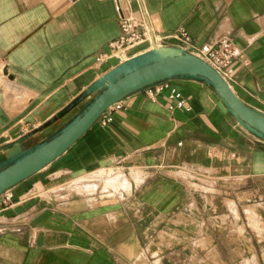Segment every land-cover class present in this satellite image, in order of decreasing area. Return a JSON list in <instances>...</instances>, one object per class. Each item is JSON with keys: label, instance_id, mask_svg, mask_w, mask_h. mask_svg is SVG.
I'll return each mask as SVG.
<instances>
[{"label": "crops", "instance_id": "crops-1", "mask_svg": "<svg viewBox=\"0 0 264 264\" xmlns=\"http://www.w3.org/2000/svg\"><path fill=\"white\" fill-rule=\"evenodd\" d=\"M121 15L160 36L184 27L191 53L228 36L236 52L229 86L264 114V0H0V168L77 116L103 88L92 84L150 55L144 41L96 62ZM164 82L155 96L150 85L124 97L107 124L98 118L6 190L8 201L0 195V264H184L222 256L224 241L239 255L222 217L238 212L245 225L243 207L261 204L264 225V139L205 81ZM172 88L189 110L169 108Z\"/></svg>", "mask_w": 264, "mask_h": 264}, {"label": "water", "instance_id": "water-1", "mask_svg": "<svg viewBox=\"0 0 264 264\" xmlns=\"http://www.w3.org/2000/svg\"><path fill=\"white\" fill-rule=\"evenodd\" d=\"M151 48L150 55L119 75L110 74L92 84L89 90L101 84L103 88L77 116L56 134L1 167L0 195L65 152L97 121L108 106L135 91L175 77L205 81L215 90L226 109L238 122L255 136L264 139V114L242 102L229 84L207 62L178 47H162L160 50L152 42ZM51 121L53 120H49L44 126Z\"/></svg>", "mask_w": 264, "mask_h": 264}, {"label": "built area", "instance_id": "built-area-1", "mask_svg": "<svg viewBox=\"0 0 264 264\" xmlns=\"http://www.w3.org/2000/svg\"><path fill=\"white\" fill-rule=\"evenodd\" d=\"M119 34L116 38L108 43V52L100 53L96 56V62H102L117 53L123 52L125 49L135 46L141 42H154L156 46L161 47V42L166 41L174 43L176 47L185 50L186 45L191 42V37L182 26H177L168 36H160L153 31L151 26L140 28L136 23L123 15L119 17ZM195 55L202 58L211 67H213L222 78L229 84L234 79V70L232 61L236 57L234 44L232 40L225 35L218 37L213 42H206L195 48ZM147 92L150 96H155L162 89L167 88L166 82H158L152 84ZM172 100L169 108H185L184 98L176 89L172 88L168 94ZM121 108L120 101H117L108 106L100 115L99 119L102 124H107L111 120L112 112ZM4 201L9 200V195L6 192L2 193Z\"/></svg>", "mask_w": 264, "mask_h": 264}, {"label": "rangeland", "instance_id": "rangeland-1", "mask_svg": "<svg viewBox=\"0 0 264 264\" xmlns=\"http://www.w3.org/2000/svg\"><path fill=\"white\" fill-rule=\"evenodd\" d=\"M152 50V49H151ZM131 65L137 64V60L131 61ZM134 63V64H133ZM126 69V68H125ZM123 70V69H122ZM233 205V202L230 201ZM254 204L256 202L251 201L248 204ZM251 206L253 205H245L243 208L244 213H246V217L248 220V223L245 225H242L241 223H238V220H240V215H238L236 206H235V212L233 214H237L233 216L232 218L230 216H223L222 217V230L225 235L229 239H239L240 240V246L238 249L239 255L238 256H232L230 255V246L225 243L224 241L222 245V256L215 255L214 252L208 253L206 256H202L201 254L194 256H188L186 259L188 260L184 262V264H264V255H263V249H262V240L264 239V225L263 221L258 214V207L262 206L261 204L255 205L254 208L251 209ZM246 207V208H245ZM249 208V210H248ZM231 210V209H230ZM251 212V214L248 212ZM254 212V213H253ZM257 212V213H256ZM224 214V213H223ZM252 236L253 242L252 244L248 242H244L243 239L246 237ZM227 242H229L227 240ZM204 246L202 242H195V246ZM230 245V244H229ZM245 245L249 246L248 253H254L252 256L246 255ZM202 252V251H201ZM160 264V263H159Z\"/></svg>", "mask_w": 264, "mask_h": 264}, {"label": "bare ground", "instance_id": "bare-ground-1", "mask_svg": "<svg viewBox=\"0 0 264 264\" xmlns=\"http://www.w3.org/2000/svg\"><path fill=\"white\" fill-rule=\"evenodd\" d=\"M134 64V63H133ZM233 202V201H232ZM252 204V203H251ZM254 206L255 205H253V207L251 206V209L252 208H254ZM229 208L231 209V211H234L235 212V204H234V202H233V205L231 204V203H229ZM246 208V207H245ZM244 209V208H243ZM247 210V209H246ZM246 210H244V211H246ZM248 210H249V208H248ZM249 213L251 214V212L249 211L248 212V215H249ZM254 213V212H253ZM257 213V212H256ZM246 214V213H245ZM252 215V214H251Z\"/></svg>", "mask_w": 264, "mask_h": 264}]
</instances>
